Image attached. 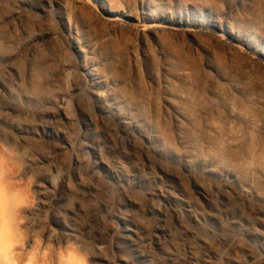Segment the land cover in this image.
I'll return each instance as SVG.
<instances>
[{
	"label": "rangeland",
	"instance_id": "1",
	"mask_svg": "<svg viewBox=\"0 0 264 264\" xmlns=\"http://www.w3.org/2000/svg\"><path fill=\"white\" fill-rule=\"evenodd\" d=\"M100 4L130 19L133 30L103 21L95 11ZM186 12L226 21L264 45V0H0V140L20 162L18 189L11 194L24 205L21 218L32 235L42 237L43 246L54 249L52 264L60 254L73 252L87 254L89 264H264V238L247 233L243 222L247 212L264 204V87L245 83L243 71L231 68L202 38L156 39L142 30L147 15L175 18ZM85 72L100 81L95 92L107 110L128 117L165 167L181 172L179 165H188L207 191L209 179L243 188L247 196L221 202L210 195V216L195 222L175 201L145 198L150 182L135 189L116 187L107 170L92 169L90 145L107 164L115 149L138 145L125 137L117 140L116 130L99 118ZM235 87L260 95L259 130L252 135L248 113L231 91ZM42 96L50 98V118L40 123L29 113L44 109ZM60 101L77 114L70 123L54 109ZM45 131L52 144L66 149L52 153ZM74 157L81 159L76 167ZM62 175L71 182L63 199L51 202L62 191L48 192L45 186H56ZM111 176L118 178V170ZM47 200L50 210L68 214L73 236L63 235L54 222L41 236L33 230ZM149 205L157 211L148 213ZM118 220H128L133 234L112 227Z\"/></svg>",
	"mask_w": 264,
	"mask_h": 264
},
{
	"label": "bare ground",
	"instance_id": "2",
	"mask_svg": "<svg viewBox=\"0 0 264 264\" xmlns=\"http://www.w3.org/2000/svg\"><path fill=\"white\" fill-rule=\"evenodd\" d=\"M95 11L100 17H102L103 21L105 20V22L107 21L108 23L116 26L121 30L131 32L134 28V24L131 22L130 19L126 18L124 15H121L116 11L107 9L103 4H100L99 6L95 7ZM143 22H145L144 28L142 29L143 32L146 31L149 34H153L156 39H159L161 35L174 38L180 37L186 40L194 39L195 41L202 38L206 43L208 42V44H210L217 53H219L223 57H226L229 60V66L231 68H237L238 70L240 69L239 71H243L241 79L245 83L252 82L251 85L254 86V88L264 87L263 42H261V44H257L254 43V41L248 38L247 36L240 35L229 26L228 22L223 20L218 21L212 18L206 19L199 16L198 14H195L194 12H186L185 14L179 15L175 18H168L164 14H159L154 17H150L147 15L143 18ZM241 57H243L244 60L241 61ZM181 76L183 77V72L181 73ZM83 79L85 83V88L87 87L90 91L89 96L91 97L95 105V109L99 114V118L102 121L107 120V122H109L108 124H110L111 126V129L116 130L117 140L122 137H125V141L128 139L129 141L138 145L136 149H127L119 151L115 149L111 153L112 158L108 164L102 160L101 156L99 155L100 153H98L97 150H94V145H90L91 148H88L91 151V153L89 152L90 158L92 160L90 163L91 168L93 169L94 167H99V169L107 170L110 174L109 178L111 179L113 185H115L116 187H121L127 184L130 188L135 189L139 188L143 183L147 184V182H150L153 186L150 190L144 193L145 198H157L160 200L170 199L172 201H175L179 203L180 208L185 214L193 216L195 222H198L200 218L204 219L207 216H210V195L215 194L217 197L220 198L221 202H223L226 198H230L231 196H234L236 194L241 195L244 198L247 196L246 190H244L243 188L241 189L235 185L229 184L224 181H219L218 183H216V181L206 179L204 176H202L209 183L210 190L207 191L205 187L198 184V177L201 175L194 172L193 169L188 167V165H179L181 172H175L174 168L165 167L164 158L146 143L145 137L140 133H134V124L132 123V121H130L128 117L119 116L118 114H112L110 111L107 110V105L104 106L105 103L102 96L97 95V93L95 92L96 88L100 85V81L97 79V77H94V74L91 72H85V74H83ZM231 91L236 96H239L238 99L241 102L242 110L248 113V115H246L248 117L247 131L250 135H252L257 130H259V125L256 121L258 119L257 112L260 108H262L261 100L259 98L260 95L258 96V94L254 92H241L238 90V87L233 88ZM38 98L34 97L33 100H39ZM62 101L54 104V109H56V111L59 113L60 119L70 123L72 119L76 118L77 114L74 112H67L64 109V103ZM42 103L44 105L43 110H36L29 113L30 115H33L34 118L40 123H42L46 118H50V107H48V105H50V98L42 96ZM107 112L111 114L108 117H106ZM23 113L27 115L28 111L24 110ZM38 125L40 127H46L42 124ZM83 125L85 129H88L89 124ZM46 134L45 136H47V138L45 139V144L51 149L52 153L57 155L60 152L59 149H61V151L66 149V146L60 147L61 145L57 146L55 144H52L53 140H50V138L48 137L50 135L48 133ZM119 134H121L120 137H118ZM86 136L87 134L83 133L80 137L83 141L81 145L84 147V149L86 148L84 142H88V138ZM21 139L35 141L34 138L30 136H22ZM100 147L101 146H99V148ZM80 160L81 159H78V157H74L73 165L75 167L78 166ZM19 164L20 162L14 155L12 147L0 140V173H3L6 177V184L10 193L15 192L18 189L17 172ZM112 169L118 170V178H113L111 176ZM70 182V176L67 177L65 175H62L56 183V186L54 185L52 187V184L49 186H45L48 192H58L59 190L62 191L61 194L55 195L54 197H52V199L50 197L51 202L52 200L63 199V191ZM28 192H30V190ZM43 196L49 198L47 192H44ZM5 199H7V194ZM199 200H201V202H199ZM51 202L50 200H47V204H43V206L39 208L38 212L43 214V217L41 219V222L33 221V230L40 232L41 236V233L48 229L50 223L54 222L57 224V226H59V229H61V233L63 235L73 236L72 233L75 232V230L71 227L72 225L68 226L66 223L68 219V214L66 212H62L61 214H59L55 213L53 211L54 209L50 210ZM157 207L161 206L158 205ZM147 211L148 213H153L157 211V209L155 207H152V205H149ZM20 219L23 222V228L25 232L31 236L32 234L26 228V221L21 218V209ZM243 222L245 224L247 233L252 231L256 236L264 238V204L259 207L252 208L249 212H247V214H245L244 216ZM127 224H129L128 220H118V222L112 225V227H115V225H117L118 228L120 227V231L122 229L123 231H129L127 232L129 234H133V230L131 231L130 229H128ZM66 228H68L70 232H65ZM36 237L38 236L36 235ZM40 241H42V237H38L37 245H39ZM29 246H31V241H29ZM53 253L54 249L50 245H44L42 247V264H52ZM209 255L211 256V258L212 256H214L210 253ZM195 257L196 256H194V258ZM144 264L155 263L146 262ZM227 264H230V262L227 261Z\"/></svg>",
	"mask_w": 264,
	"mask_h": 264
},
{
	"label": "clouds",
	"instance_id": "3",
	"mask_svg": "<svg viewBox=\"0 0 264 264\" xmlns=\"http://www.w3.org/2000/svg\"><path fill=\"white\" fill-rule=\"evenodd\" d=\"M19 200L9 192L6 177L0 173V264H42L43 242L37 245L38 237L25 232L20 219L24 205ZM58 264H89V257L81 252L62 253Z\"/></svg>",
	"mask_w": 264,
	"mask_h": 264
}]
</instances>
